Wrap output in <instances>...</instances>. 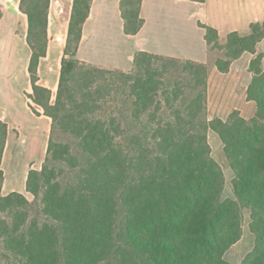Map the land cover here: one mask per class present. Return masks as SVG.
I'll return each mask as SVG.
<instances>
[{
    "label": "trees",
    "instance_id": "1",
    "mask_svg": "<svg viewBox=\"0 0 264 264\" xmlns=\"http://www.w3.org/2000/svg\"><path fill=\"white\" fill-rule=\"evenodd\" d=\"M50 2L20 1L32 52L29 107L52 120L42 171H30L26 180L44 219H30L22 194L1 193L9 125L0 121L5 251L21 264H231L224 255L242 237L244 208L255 244L242 264H264V70L257 54L264 21L228 34L224 47L217 30L199 24L210 50L225 51L215 63L221 73L244 53L256 54L247 91L254 115L233 111L210 121L208 64L140 51L126 71L78 58L93 0H74L52 102L38 75L49 44ZM141 5L119 2L127 36L144 26ZM210 130L235 172L236 202L222 200L224 175L212 158Z\"/></svg>",
    "mask_w": 264,
    "mask_h": 264
},
{
    "label": "crops",
    "instance_id": "2",
    "mask_svg": "<svg viewBox=\"0 0 264 264\" xmlns=\"http://www.w3.org/2000/svg\"><path fill=\"white\" fill-rule=\"evenodd\" d=\"M21 0L0 1V19L9 22L10 32L21 31L19 45L24 52L25 64L22 75L27 81L19 90L25 99L26 116L29 119L30 141L36 145L39 137L46 134L49 140L52 120L45 116H36L27 95L32 94V84L28 66L32 55L27 44L28 19L20 10ZM120 0H93L91 12L83 27L78 58L95 66L129 70L133 66L134 55L144 51L154 55L189 60L197 63H210V48L206 41V31L200 23L218 31L220 39L233 32H246L251 24L264 21V0H205L204 3L190 0H141V16L144 26L136 36L124 33V24L119 9ZM74 0H51L49 8V44L47 56L41 59L38 68L39 83L52 92L58 89L61 62L66 46L69 22L72 16ZM65 18L62 30L59 23ZM19 50V49H18ZM257 54H262L264 70V39L257 46ZM256 54L244 53L234 60L227 73H221L216 66L209 69L208 106L214 102V117L224 118L233 111H239L244 117H252L255 103L248 99V88L253 75L249 71L251 61ZM24 87V89H23ZM12 107H14V103ZM213 117V118H214ZM0 121L9 125L7 144L1 169L4 171V183L1 193L7 196L13 192L24 194L31 160L27 162V171L20 181L17 176H8L5 165L12 147V140H19L21 127L11 117L0 116ZM45 144V146H46Z\"/></svg>",
    "mask_w": 264,
    "mask_h": 264
},
{
    "label": "rangeland",
    "instance_id": "3",
    "mask_svg": "<svg viewBox=\"0 0 264 264\" xmlns=\"http://www.w3.org/2000/svg\"><path fill=\"white\" fill-rule=\"evenodd\" d=\"M1 23L3 22L0 19V24ZM9 24L10 23L6 21L5 24L0 27V116L7 117L9 115L13 123L21 127L20 139L15 140L16 138L14 137L12 140V147L8 154L5 170L8 176H17V178L19 177L20 181H23V177L27 171V162L29 160L32 161L29 172L33 171L40 173L42 171L43 165L45 163L48 141L46 144L45 134L39 137L38 143L36 145L31 144V125L28 117L26 116L25 99L23 96L24 90L23 94L19 90L20 80L22 85H24V83L27 81V77L22 75L26 56L21 50V44L19 45V41H21L20 29L10 32V28L8 27L10 26ZM65 25L66 21L64 18L59 23V26H61L63 30ZM227 36L222 40L219 38L220 47H224L226 44ZM224 57V50L218 47H211V60L208 64L209 68L212 65L214 66L217 60H222ZM56 93L57 90L54 91L52 102H54L56 99ZM12 102L14 103V107H12V104H10ZM214 105L215 104L213 102V104L210 106V112L208 106V118L210 121L215 119L226 120L232 113L231 112L227 117L224 118L214 117ZM63 139L65 138L63 137ZM208 142L211 146L212 158L220 166L224 175L222 200L236 202L232 185L233 180L235 179V172L232 170L224 152V145L219 135L212 130L208 132ZM22 195L29 203V206L26 207V209L28 210L30 219H34L37 216H39L40 219H44V216L39 214L41 207L40 203L35 199V197L27 190ZM241 214L243 216L242 237L240 241L233 245L224 255V259L231 264H242L247 255L253 250L255 244V236L250 231V211L243 208L241 210ZM6 215L7 214L5 213H0V219H5ZM0 264H21L18 263L17 260L11 256V254L5 251L4 244L2 243L1 239Z\"/></svg>",
    "mask_w": 264,
    "mask_h": 264
}]
</instances>
